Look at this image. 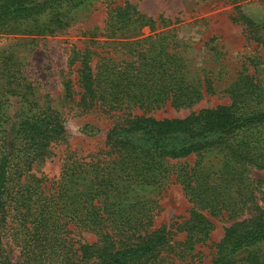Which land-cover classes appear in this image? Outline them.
Returning <instances> with one entry per match:
<instances>
[{
    "label": "trees",
    "instance_id": "trees-1",
    "mask_svg": "<svg viewBox=\"0 0 264 264\" xmlns=\"http://www.w3.org/2000/svg\"><path fill=\"white\" fill-rule=\"evenodd\" d=\"M86 1L0 0V34H53ZM245 24L257 28L250 19ZM144 27L151 34L143 36ZM154 31L155 20L127 1L108 8L99 35L115 46L106 43L94 68L90 61L95 52L84 49L76 79L80 107L115 118L105 135L107 149L89 160L67 159L51 193L38 191L26 177L64 134L63 120L59 112L30 98L28 86L0 90V264H6L1 228L10 201L17 204L34 244L29 253L36 264H44L41 257L51 264H178L170 230L154 227L156 202L126 203L124 197L134 188L156 186L170 160L205 152L214 154L211 167L195 161L179 166L175 174L191 203L180 223L185 232L180 244L192 249L205 240L209 216L224 211L237 217L238 210L246 209L247 217L228 225L215 243L211 264H264V197L258 204L254 187L261 182L252 179L254 171L264 170V88L241 70L220 89L227 104L182 118L147 116L165 104L190 107L217 90L206 75L189 74L185 46L172 29ZM259 37L264 42V31ZM73 94V84L67 82L65 96ZM13 96L19 99L18 108L10 115ZM71 224L91 230L97 240L73 250L67 236Z\"/></svg>",
    "mask_w": 264,
    "mask_h": 264
},
{
    "label": "rangeland",
    "instance_id": "rangeland-1",
    "mask_svg": "<svg viewBox=\"0 0 264 264\" xmlns=\"http://www.w3.org/2000/svg\"><path fill=\"white\" fill-rule=\"evenodd\" d=\"M124 1L155 20L154 32L172 29L175 39L185 46L189 74L193 77L206 75L217 85L216 91L205 94L190 107L165 104L148 111L147 116L182 118L202 108L227 104L229 99L220 89L241 70L253 74L264 88V42L261 39L257 41L264 31V0H87L68 15L67 25L53 34H0V90L14 88L21 91L28 86L30 98L39 105L50 106L59 112L63 120L64 134L48 147L41 159L32 164L26 177V181L35 184L37 190H42L44 194L51 193L56 187L67 159L89 160L102 155L107 149L105 135L115 118L94 108L85 110L80 107L77 70L79 56L86 48L95 52L90 61V66L95 67L100 51L108 42L99 35L108 8L121 5ZM246 18L253 21L257 28L247 27ZM142 34H151L150 29L144 27ZM108 44L110 48L115 46L111 40ZM113 52L120 54L116 49ZM67 82L73 84L72 98L65 96ZM18 100L15 96L11 98L10 115L17 110ZM133 113L141 114V111ZM213 157L214 154L205 152L202 156L193 154L170 160L166 165L167 171L156 186L134 188L124 197L126 203L138 201L154 206L156 202L154 227L166 225L170 230V244L175 248L178 264H211L214 245L222 238L224 229L248 214L243 209L237 211L241 214L237 217L229 218L224 211L215 216L208 215L212 223L208 237L195 243L192 249H183L180 243L185 238V232L180 223L187 217L191 203L175 174L179 166H192L195 161H202L209 168L211 163L208 162ZM252 179L261 182L254 187L257 203L260 204L264 197V170L254 171ZM230 194L236 196L234 190ZM15 206L10 201L11 208L1 228L5 262L36 264L38 259L29 253L34 244L29 243L19 208ZM68 228L70 232L67 236L72 239L69 245L73 250L97 240L94 232L81 225L71 224ZM41 261L51 264L49 258L41 257Z\"/></svg>",
    "mask_w": 264,
    "mask_h": 264
}]
</instances>
